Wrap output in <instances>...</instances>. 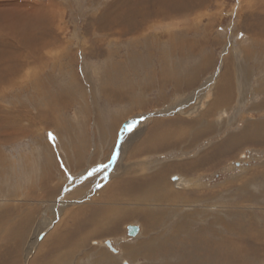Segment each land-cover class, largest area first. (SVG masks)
I'll return each mask as SVG.
<instances>
[{
    "label": "rangeland",
    "instance_id": "374dc122",
    "mask_svg": "<svg viewBox=\"0 0 264 264\" xmlns=\"http://www.w3.org/2000/svg\"><path fill=\"white\" fill-rule=\"evenodd\" d=\"M151 3L149 0L141 5L148 9ZM113 4L114 0H0V24L16 26V18L17 23L26 26L24 32L8 31L0 35V48H8L13 51L10 54L21 59L17 67L19 77L14 79L18 84L10 88L0 83V110L3 117L11 110L16 111L20 116L15 118L17 124L20 122L18 128L28 132L19 131L17 137L9 140L16 131L8 128L9 133L0 131V137L7 139V144L0 143V235L5 232L4 228L9 226L10 230L16 224L18 206H24L27 196L43 195L44 183L52 186L61 183L59 196H62L71 190L72 184L98 177L99 174H90L94 169L89 168L91 159L97 167L93 170L95 173L102 166L109 169L126 162L136 165L149 158L150 166L143 175L150 172L158 177L161 168L198 160L226 136H236L250 124L264 122V36L250 31L253 17L258 21L264 17V0H198L193 11L177 16L178 21L188 23L182 25L191 32L185 29L184 33L185 27L176 31L183 33L174 34L176 42L181 36L184 41L181 47L174 46L175 49H170L171 42L166 44L167 40L162 39L164 31L175 28L167 23L155 25L148 33L159 36V44L152 37L133 42L131 38L138 37L137 33L121 35L116 29L100 30L97 22L106 11L114 13ZM41 7L51 13V17L40 19L49 20L47 23L40 20L31 23L22 17L23 13ZM5 13L12 20L3 19ZM190 24L194 29H189ZM22 37L28 39L27 45L22 43ZM164 45L168 47L166 50ZM225 57L235 69L236 99L228 111L219 112L215 117L217 134L188 148L185 155L174 150L129 156L148 119L180 117L174 112L166 113L174 103L186 105L188 109L194 106L191 115L183 116L187 121L201 116V108L206 104L196 106L199 98L195 100V93H203L200 89L223 68ZM209 58L211 70L201 71L199 76L197 72L201 67L204 70V61ZM5 65L2 62L0 66ZM192 76L197 81L188 89L186 85ZM163 79L166 80L163 82ZM45 111L59 122L54 120V124L44 125L43 120H34L35 114L42 115ZM125 116L115 135H102V132L114 131L116 122ZM68 122L70 131L66 129L62 133ZM102 125L108 126L107 130L99 132ZM58 130L60 134L56 135ZM198 130L199 123L193 127L192 134ZM253 139L262 140L237 148L229 158L219 160L220 163L215 160L199 172L202 176L170 170L167 175L180 173L195 177L198 188L194 194L186 192L185 195L190 194L189 200L183 206H166L162 223L153 230L140 221H126L117 233L95 234L83 246L67 252L70 257L56 258L51 264H264V135ZM61 147L65 151L73 150L67 155ZM78 165L85 167L77 169ZM80 175L84 176L80 178ZM167 184L172 190L169 179ZM184 191L189 189L179 192ZM99 196L97 191L95 197ZM15 199L19 202L12 203ZM7 212L10 215L2 224L1 215ZM58 223L59 220L54 222L50 232ZM130 226L139 228L138 237L129 235ZM5 245L6 242L0 241V247ZM228 247L229 251L225 250ZM130 248H138V252L128 256ZM20 257L23 263L24 246Z\"/></svg>",
    "mask_w": 264,
    "mask_h": 264
},
{
    "label": "bare ground",
    "instance_id": "6f19581e",
    "mask_svg": "<svg viewBox=\"0 0 264 264\" xmlns=\"http://www.w3.org/2000/svg\"><path fill=\"white\" fill-rule=\"evenodd\" d=\"M148 2L149 0H114V4L111 5V8L113 9L112 11L114 13H108L106 11L103 17H101V19L97 22L98 28L102 31H111L113 29H116L117 33L121 35H132L137 33L138 37L134 36V38H131L133 42H137L141 39V37H143V39H150V37H152L153 40H155L156 43L159 44L161 42V38L157 35L153 37V35L150 36L149 34L151 33V30L154 29L155 25L167 23L169 24V27L172 26L175 28L171 31L170 29L164 31L162 33V39L165 38L164 40H167L166 44L171 42L173 48L170 49L181 47L184 41L182 39V36L178 38L176 42L174 34H183L176 31H181L184 27L185 28L182 30L184 31V33L188 29L186 28V25H182L186 24L187 22L185 20L178 21L177 16H183V13L186 14L193 11V8L198 3V0H151V7L148 9H144L141 4ZM5 14H1L2 16H4L3 19L10 18L9 16H7L9 13ZM22 17L29 20L31 23H35L37 20H40L44 17H51V13L45 7H41L36 11L34 10L30 13H23ZM253 19V28L250 29V31L253 30L254 32L262 33V35L264 36V17H262L261 20L259 19V21L255 20L254 17ZM10 20H12V17L10 18ZM48 21L40 20L39 22L47 23ZM15 22L16 26H5L4 23H1L0 35L1 32L5 34V32L8 31L13 33L24 32L26 26L19 22L17 23L16 18ZM256 25H258L259 28L255 27ZM192 28L193 26L190 24L189 29ZM187 32L190 33L191 31L188 30ZM27 38L22 37V43L27 45ZM166 48L168 47H165V50ZM0 49V65L2 62L6 64L3 68L0 66V83L4 84V87L7 86L11 88L18 84V82H16L17 80L15 81L14 79L19 77L17 76L19 73L17 67L21 59H19L15 55L10 54V52L13 51L9 50L8 48L1 47ZM211 62L212 59L210 58L209 60L206 59L204 61L203 66H206L203 68L204 70H202L201 67L200 70L198 69L199 72L196 71L199 76L201 75V71L205 73L208 71V68L210 69ZM222 65L223 68H221L220 71L216 72L215 76L213 74L208 78V83L203 87L204 89H200L203 90V93H195L197 95L195 96V100L199 98L197 100L198 102H196V106L199 105L200 107L201 104H203V106L206 104V107L204 109L203 107L201 108V116L197 115L198 118L195 117V120L191 119L190 121H187L183 116L191 115L190 112L194 108V106L188 109L186 108V105L174 103L175 106H173L172 108L168 107V109H166V113L172 114V112H174L176 115H180V117L178 116L175 119L170 118L167 120L164 119L165 117L158 116L153 118V121H150L151 119H148V122L144 124L145 126H143L145 128L142 133H140L138 141L132 145V151L129 156H134V154L139 155L142 153H146L148 155L151 153L155 154L174 150L182 152L180 153V155H185V152H188V148L196 147L201 140L207 138L208 136H215V134H217L216 126L218 125L216 121L218 119L215 117H217V114L219 112L223 113L228 111L233 101L236 99V89L233 83L235 78V69L232 67V61L229 58L225 57ZM192 74L193 73H191V75ZM164 80L166 79H163L162 81L164 82ZM196 81L197 78L193 77L189 80L188 85H186L187 83L185 85L189 89L190 86L194 87ZM180 85L182 86L184 85V83L181 82ZM180 85L178 83L174 84V86L177 88H179ZM33 86H39V84H34ZM208 88L210 89L208 90ZM0 112V131H4V134L8 132L7 128L9 129V131H16L15 134L8 138L9 140L17 137L19 131L28 133L26 130L20 127L18 128L20 122L19 124H17L18 120H16L15 118H19L20 116L16 113V111L11 110L10 112H7L8 114H4V117L2 115V110H0ZM23 112L26 113V111ZM28 116H30L29 112ZM127 116L129 115L127 114ZM127 116H125V118H121L118 123L116 122L113 128L114 131H112L110 134H108L109 132H102V135H110L109 137H112L113 134L115 135L116 130L125 121ZM34 117V120H43L44 125H49V122H51L50 124H54V120L59 122V120L54 119V115L51 116V114L46 111L42 115L41 113H37L34 115ZM78 122L79 121L77 120V126H80ZM69 123L70 122H68L67 125L62 128V133L66 129L67 132L70 131L68 129ZM197 123H199L200 130L192 134L193 127ZM255 123L250 124L248 128H246L242 133H239L236 136H226L223 141L210 148V151L205 153V155L198 160L184 163H173L164 168H161L158 173V177L153 175L154 173L150 172L146 173V175H143V171L150 166L149 158H144V162L138 163L136 165L130 162H126V164L123 163L121 166L112 167L109 169L105 166H102L100 167V169L98 168L95 173H93V170L95 168L97 169V167H94L96 164L92 162L91 159V161L89 162V168L93 167L94 169L90 170V174H92V176L99 174L98 177L87 181H85L84 179L83 182L72 184L71 190L65 191L66 195L59 196V193L63 187L61 183L57 184V186H52V183H44L43 185L46 188V191L43 193V195L46 197H44L41 193L35 194L34 196H27V198L23 200V204L25 203L24 206H18L19 209L17 210L18 212L15 215L16 224L11 226L10 230L9 226L3 229V231L5 232L0 235V241L6 242V245L0 247V264H51L56 258H59V260H61L65 257H70L67 252L72 250L73 247L83 246L84 243H86L89 239H92L93 237L91 236H94L95 234L117 233L119 231V226L126 221H140L142 222V224H145V226L147 225L146 227H148L149 230H153L154 227H157L162 223V214L166 206H178V208L179 206H183L181 204H184L183 202L189 200L190 194L185 195L186 192L194 194L196 192V188H198V186L196 185L197 181L194 180L195 177L192 179L180 173L167 175L170 170L178 169L181 171H185L188 175L193 174V176H202L199 174V172L203 171L207 165L209 166L214 163L215 160H218V163H220L221 161L219 162V160H221L222 158H229V155L231 153L233 154L235 150H237V148L246 146L248 144L260 143V140L262 139H253V137L261 138L264 135V122L261 124ZM107 127L108 126L106 125H102V130H100L99 127V132L107 130ZM59 130L55 132L56 135L60 134ZM23 133H21V135ZM134 136L135 133L131 135V138H133ZM72 137L73 136L71 135L68 137V139L70 140L72 139ZM189 139L191 140L190 142L188 141ZM0 141V143L4 141L6 143L7 139L2 138V140L0 139ZM41 141L43 142V140ZM187 141L189 145H187ZM125 147L127 149V152H129L130 145L127 143L125 144ZM64 149L65 147L60 148V150L67 155L70 151L73 150V148H68L66 151ZM46 150L49 151V154L51 153L49 149L46 148ZM40 152L43 153L44 151H38L39 154H41ZM40 156L41 159H44L43 155ZM45 157L47 156L45 155ZM77 167V169H84L85 165H78ZM83 176L80 175L79 177L82 178ZM167 179H169L172 184L171 188L173 187L178 191H175L173 188L172 190L169 188ZM105 181H109V183L105 185ZM183 189H189V191L179 192ZM97 191H100V196L98 198L95 197ZM91 194L94 195L90 196ZM11 202L16 203L19 202V200L15 199L13 201L11 200ZM100 205H103L105 207L100 208ZM157 205H161L162 207L160 206L156 209L155 207ZM74 206L77 207L75 208ZM116 206H119V208H115ZM9 215V212H7L5 215H1V218L4 220L2 224L7 221ZM115 215L117 217L116 222ZM58 220L59 223L50 232V228L53 227L54 222ZM8 230L9 232H7ZM139 233L140 230L138 231L136 237H138ZM108 243L110 247H112L110 242ZM22 246H24L25 252V261L23 263L20 257ZM137 249L138 248L128 249V256L138 252ZM227 249L229 251V247L225 250ZM232 258L234 257L232 256ZM197 263L198 262H196V264Z\"/></svg>",
    "mask_w": 264,
    "mask_h": 264
},
{
    "label": "water",
    "instance_id": "95a60500",
    "mask_svg": "<svg viewBox=\"0 0 264 264\" xmlns=\"http://www.w3.org/2000/svg\"><path fill=\"white\" fill-rule=\"evenodd\" d=\"M139 228L137 226H130L128 228L129 235L135 237L138 234Z\"/></svg>",
    "mask_w": 264,
    "mask_h": 264
}]
</instances>
